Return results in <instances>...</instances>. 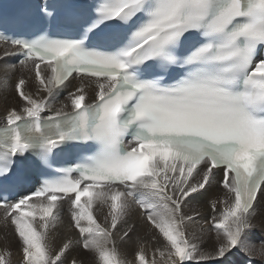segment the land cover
Wrapping results in <instances>:
<instances>
[{"label": "snow or ice", "instance_id": "snow-or-ice-1", "mask_svg": "<svg viewBox=\"0 0 264 264\" xmlns=\"http://www.w3.org/2000/svg\"><path fill=\"white\" fill-rule=\"evenodd\" d=\"M49 7L38 8L48 27L0 33L16 50L0 60L23 57L20 66L44 93L25 94L20 78L15 92L23 103L0 120V186L18 184V163L29 157L45 174L35 191L11 203L0 197L23 264H65L73 241L58 251L49 243L65 199L78 242L94 264H129L114 234L125 226L124 241L135 231L128 223L134 208L163 241L150 261L141 244L137 264H226L233 252L252 255L246 237L264 200V0H90L63 11ZM2 68L14 72L16 65ZM77 78L79 86L53 109ZM86 89L94 94L91 102ZM71 156L79 162L54 166ZM214 184L224 197L210 200L219 215L206 222L217 245L214 254H204L186 231L199 214L184 207ZM97 207L106 209V226L97 222ZM8 257L0 253V264H11Z\"/></svg>", "mask_w": 264, "mask_h": 264}, {"label": "bare ground", "instance_id": "bare-ground-1", "mask_svg": "<svg viewBox=\"0 0 264 264\" xmlns=\"http://www.w3.org/2000/svg\"><path fill=\"white\" fill-rule=\"evenodd\" d=\"M13 51H15V49L8 47L3 43H0V57H3L6 52H13ZM4 64H15L16 65L15 71L6 72L2 68V65ZM23 76L25 77L26 82L28 84H33V86L35 87V91L31 95L37 98L43 97L44 93H38L36 91L34 75L32 73L23 69L22 66H20V64H18L13 57H9L8 59L5 60H0V120H2L7 113L5 112L7 111L6 109L7 105L5 104L4 101L9 96L16 93L15 86L11 85L10 81L11 80L13 81L14 79L19 80ZM5 80L7 81L6 84L4 83ZM80 83L81 81L78 78L72 79L71 82L69 83L68 88L64 89L60 93L58 98L52 103V108L53 109L59 108L61 104L65 103L67 96L65 94H67L69 91H74L75 87H78ZM29 89L30 88H28V90ZM86 90L89 93V102H91V100L94 99V94L91 89H86ZM68 110H70V108ZM48 114L50 113L48 112L45 113V115ZM223 197H224L223 190L214 184L213 188L209 191V193L199 198L198 200L192 201L190 205H186L184 207V212L186 214H193V209H195V212L199 214L198 222L194 224H187L186 231L189 239H193V237H195V242L200 246L201 253L214 254V247L217 245V239H216V235H213L211 233L213 230L210 228L209 223H207L206 221H211L214 215L216 216L219 215L218 211L213 212L210 206V200L218 199V198L222 199ZM222 207L223 205L217 204V209H222ZM2 210L3 209H0V211ZM257 210H258V214L253 219L254 228L251 232L248 233L246 239V243L252 249L253 254L248 255L247 253L236 251L230 257L231 259L230 262L233 264H243L242 260H244V258L252 259L253 260L252 264H262L264 260V256H257L260 253L262 247L264 246L262 245L264 243V200H261V202L257 205ZM59 213H60V222L56 225V228L54 230L50 231V235H49L50 246L53 247L54 250L58 251L59 246H61L65 240L71 239L73 241V244H72V248L64 257L65 264H70V261L73 259L76 260V264H94V258L92 254L86 252V250H84L80 245V243L78 242L79 232L74 227L71 226L69 202L67 201V199H65L61 203V206L59 208ZM1 214L2 213H0V215ZM94 214L97 218V222L100 223L102 226H106L109 223V221L105 220L106 209L100 210L99 207H97ZM141 221H145V220L141 217L140 212L138 213L136 211V213H134L132 211L128 217V223L135 224L136 226L135 231L131 233L130 237L126 238L124 241H120L119 236L121 235L123 228L125 226L123 225L120 226L114 234V238L117 241V246L121 252L122 258L128 261L129 264H137V262H135V253L136 251L139 250L141 244L144 247L146 258L149 261L153 258V254L156 248L163 247V241L161 238L158 237V234L151 229V226L148 225L146 221H145V227L144 228L141 227L139 225ZM8 237L9 238L7 239L9 241L7 242L6 241L4 242L0 239V245H5V247L8 246V248L13 249V252L16 253V255L17 254L20 255L18 257L15 256L16 258L10 260L11 264H14L15 262H17V259L23 260L22 258L23 254L20 248L19 241L17 240L14 231L13 232L11 231L10 236ZM249 240L253 242L254 245L253 243L249 242ZM11 254H12V250L9 252V255ZM156 259L159 260V257L157 256ZM192 264H196V262L193 261ZM205 264H212V262L207 261L205 262ZM226 264H228V261L226 262Z\"/></svg>", "mask_w": 264, "mask_h": 264}, {"label": "rangeland", "instance_id": "rangeland-1", "mask_svg": "<svg viewBox=\"0 0 264 264\" xmlns=\"http://www.w3.org/2000/svg\"><path fill=\"white\" fill-rule=\"evenodd\" d=\"M23 79H25V77L23 76L22 77ZM25 81H26V79H25ZM18 82V80H11L10 81V84L11 85H13V86H15V83H17ZM26 85V86H25ZM24 85V88H25V90H24V92H25V94L27 93V94H32V93H34V91H35V87L33 86V84H28L27 82H26V84ZM27 88V89H26ZM28 88H30L29 90H28ZM11 90V89H10ZM33 90V91H32ZM63 94H65V93H63ZM65 95H67V94H65ZM18 97V98H17ZM17 99V100H16ZM5 104L7 105L6 106V109H7V111L8 110H10L11 108H16L17 110H19V108H20V106L22 105V101L20 100V98H19V96L15 93V94H13V95H11V96H9L5 101ZM14 106V107H13ZM7 111H5V112H7ZM134 213H136V211L139 213V211H138V209H133L132 210ZM0 213H2L1 215H0V229H1V231L0 232H4L3 234L2 233H0V236H2V237H0V239L2 240V241H9L7 238H9L8 236H10V233H11V231L13 232L14 231V229H12L13 228V226L11 225V223H10V220L9 221H7V222H5V218H4V210H2V211H0ZM3 216V217H2ZM7 225V226H6ZM139 225L141 226V227H145V221H141L140 223H139ZM7 227V228H6ZM10 227V228H9ZM11 231H10V230ZM213 235H216V233H215V231H212L211 232ZM6 235V236H5ZM212 235V236H213ZM74 236H76V235H74ZM76 238V237H75ZM79 239V238H78ZM246 239H247V237H246ZM17 240H18V238H17ZM19 241V240H18ZM249 242H251L250 240H249ZM13 243H15V242H13ZM251 243H253V242H251ZM260 244H261V242H260ZM253 245H254V243H253ZM262 245H264V243L262 244ZM4 248V250H3V248ZM0 253H4V252H7V253H9L11 250H12V254L11 255H9V260H13L14 258H16V257H18V256H20V255H16V253H14L13 252V249L12 248H8V246H6L5 247V245H0ZM262 249H264V246L262 247ZM7 250V251H6ZM3 251V252H2ZM19 251V250H18ZM234 253V252H233ZM14 254V255H13ZM13 256V257H12ZM16 256V257H15ZM257 256H261L260 254H258ZM230 257L231 256H229L228 257V264H233V263H231L230 262ZM253 257V256H252ZM14 264H23V260H20V259H17V262H15ZM262 264H264V260H263V262H262Z\"/></svg>", "mask_w": 264, "mask_h": 264}]
</instances>
